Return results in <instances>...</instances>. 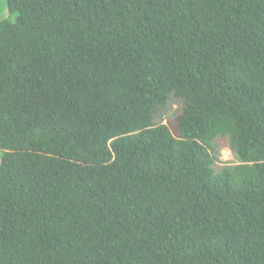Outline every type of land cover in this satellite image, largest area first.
Returning a JSON list of instances; mask_svg holds the SVG:
<instances>
[{"label":"trees","instance_id":"obj_1","mask_svg":"<svg viewBox=\"0 0 264 264\" xmlns=\"http://www.w3.org/2000/svg\"><path fill=\"white\" fill-rule=\"evenodd\" d=\"M0 264H264V0H0Z\"/></svg>","mask_w":264,"mask_h":264},{"label":"rangeland","instance_id":"obj_2","mask_svg":"<svg viewBox=\"0 0 264 264\" xmlns=\"http://www.w3.org/2000/svg\"><path fill=\"white\" fill-rule=\"evenodd\" d=\"M6 12V9H3L1 13L5 15ZM179 110V104L174 99H170L168 100L164 109H161L159 113L160 120L166 123L174 134H176L175 118L176 115L179 113ZM212 146L213 153L218 158V164L236 162L233 152L227 142V139H225L224 137L215 138L212 142Z\"/></svg>","mask_w":264,"mask_h":264}]
</instances>
